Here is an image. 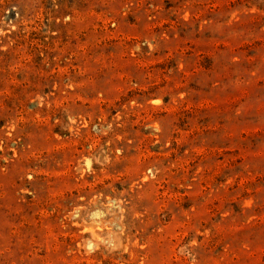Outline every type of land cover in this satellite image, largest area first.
<instances>
[{"label": "rangeland", "instance_id": "obj_1", "mask_svg": "<svg viewBox=\"0 0 264 264\" xmlns=\"http://www.w3.org/2000/svg\"><path fill=\"white\" fill-rule=\"evenodd\" d=\"M0 264H264V0H0Z\"/></svg>", "mask_w": 264, "mask_h": 264}]
</instances>
